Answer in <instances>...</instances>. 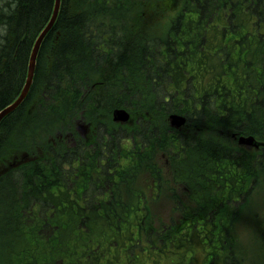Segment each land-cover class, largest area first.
Masks as SVG:
<instances>
[{
  "label": "bare ground",
  "instance_id": "bare-ground-1",
  "mask_svg": "<svg viewBox=\"0 0 264 264\" xmlns=\"http://www.w3.org/2000/svg\"><path fill=\"white\" fill-rule=\"evenodd\" d=\"M96 1L85 0L84 4L80 2L68 10L65 15L67 26L70 25L67 18L80 10L81 15L96 17ZM143 1L145 5L142 12H139L140 9H134L135 19L128 20L127 27L133 30L136 40L139 38L138 34L146 33L160 39L161 44L169 25L165 23V20L153 16L154 12L150 11L153 0ZM181 2L183 1L173 0L172 4L179 5ZM184 2L186 4V0ZM236 2L244 9H247L249 5L247 0H233L227 3L235 6ZM188 10L190 14L204 18L202 12L194 13L190 7ZM63 13L62 0H52L46 18L38 26L32 38L31 49L36 47L33 51L36 54L35 60L31 59V53H29L20 92L14 100L20 96L24 88H27L20 102L27 110L36 100L33 107L40 104L59 111L63 110L68 116L62 121L51 122V124L56 123L58 131L71 125L75 120L71 115L78 113L76 119L86 120V131L79 139H76L77 137L72 139L60 132H51L46 134L39 143L34 144L31 151L15 150L11 153L14 155L11 158L1 154L8 135L3 134L0 148V204L9 205L16 213L17 219L13 224L3 226L4 222L0 219V264H115L116 262L117 264H139L142 258L149 254H155L162 261L164 258L175 256L178 261L174 264H192L191 254L195 247L198 248V244L206 245L208 250L207 254H203L202 249L198 248L202 254L198 256V261L196 259L197 264H242L244 259L236 257L237 248L233 239L235 217L232 220L227 207L225 212L219 209H225L224 202L226 203V196L229 193L238 192L246 183L258 185L260 180L264 183V131L257 130L249 134L252 135L249 139L242 140L240 137L244 127L235 124L217 133L216 140L208 143L207 139H201L200 133L196 129L192 130V127L196 117L201 119L196 118L198 121L205 120L208 123L218 119L219 114L216 116L212 114L214 109L210 106V102L220 101L216 109L221 104L228 106L232 95L237 92L241 96H248L250 80L264 85V56L260 54L252 41L244 40L239 45L235 44L225 30L217 24L216 27L220 31L219 38L212 41L211 49L200 50L206 51L204 53L210 61L220 59L212 65L220 69L222 77L215 80L204 73L198 78L197 89H193L191 94L197 98L207 99L206 104L197 102V111L203 114L200 117L185 113L167 114L164 112L167 107H162L163 111L137 108L132 112L131 104L124 103L127 100L131 101V97L124 99V76L120 74L118 80H113L108 70L103 73L93 70L92 81L81 88L79 102H71L64 106L61 102V93L58 94V100L52 99V94L44 90V78L42 76L39 78V72L36 75L38 67L42 68L45 79L48 73V76L53 78L60 76L63 72L64 67L55 73V67L52 65L55 47L60 37L56 23ZM115 16L120 20L126 19L124 11L117 12ZM53 32L55 33L49 37L48 35ZM100 32L101 29L98 28L94 34L84 37L85 45L88 46L92 39L98 40ZM46 41H48L46 48H42L43 42ZM163 45L160 49H141L142 54L149 57L154 67H156L153 60L155 52L165 56L161 59L162 63L170 58L171 49H162ZM123 47L125 51L133 50L132 47L129 49L127 43ZM97 50L99 52V49ZM20 54L22 56V53ZM38 57L42 63H38ZM142 64L145 65V62ZM190 70V67L186 68L188 73L186 78L190 77L192 81L193 77L197 76ZM31 71L32 75L29 77ZM174 78H183V76L179 74ZM132 82L129 83L130 86ZM243 83L247 86H242ZM160 84L161 82H157L155 86ZM114 85L117 90L115 93L123 98L122 101L118 105L115 104L108 115L95 119L85 118L84 111L88 109L84 102L93 106V100L99 95L101 89ZM167 86L171 96L179 95L176 83L171 82ZM35 95H37L36 99ZM164 97V100L170 102L169 97L166 95ZM81 100H83L82 105H80ZM13 101L1 106L0 114ZM250 102L251 106L246 105L245 111L252 116V119L264 124V103L255 96L250 99ZM200 107H203L208 114L205 115L207 112ZM116 111L129 113L126 119L129 125H122L116 121ZM7 115L1 118L0 122ZM151 129L153 134L149 133ZM114 133L117 135L116 143L114 138L108 141ZM31 136L35 135L31 134ZM99 136L102 140L96 142ZM1 137L2 133H0V139ZM230 138L233 139L231 145H229ZM141 140L149 141L150 144H144ZM114 147H116L118 159L111 162L108 159L107 149ZM211 149L212 151L220 150L221 154L214 156L208 151ZM67 150L72 151L70 160L59 158ZM136 154L149 158L151 161L155 160L161 172L172 180V187L166 191L167 193L165 192L164 200L161 198L163 194L159 190L157 180L147 171H141L139 166L128 164L127 159L130 161ZM195 155H198L204 168L203 180L187 183L185 175H189L183 169L184 159L189 157L195 159ZM55 162L60 163V169L57 165L51 169ZM34 172H42L48 177L46 189L49 192H42V198L44 201H56L57 210L62 209L55 198L59 192H67L70 198H77L81 205H84V199L88 198V206L99 210L110 207V201L107 199L119 197L121 202L117 203L116 207L121 211L118 213L121 214L122 220L131 229V235L119 230L117 232L112 229H95L87 226L75 230L73 216L64 213H60L63 224L59 227L51 218L38 214L32 206H26L24 203H10L8 185H5L4 177L11 175L8 177L9 181H20L19 178L22 177L19 176L28 177ZM56 172H59V177ZM26 187L27 192V189L29 190L27 182ZM182 196L183 199L180 198ZM95 198L105 201H97ZM171 199L177 201L184 216L183 221L177 219L170 211L159 212L160 208H157V205ZM123 203L127 204L126 209L121 210ZM131 205L143 207L150 214V218H146L143 213L134 214L130 209ZM49 208L55 211L56 205L53 204ZM204 218L211 219L212 223L205 225ZM136 235L144 237L146 241L144 248L138 244ZM260 235H264V229ZM178 236L185 238L178 251L164 249V247L159 249L165 240ZM185 254L190 255L186 258ZM213 255L217 258L214 259Z\"/></svg>",
  "mask_w": 264,
  "mask_h": 264
},
{
  "label": "trees",
  "instance_id": "trees-1",
  "mask_svg": "<svg viewBox=\"0 0 264 264\" xmlns=\"http://www.w3.org/2000/svg\"><path fill=\"white\" fill-rule=\"evenodd\" d=\"M51 1L0 0V107L13 101L20 92L26 58L31 51L33 35L46 18ZM182 1L168 18L169 21H165L169 25V29L165 39L160 44V39L146 33L138 34L139 38L136 40L133 30L127 27L128 20L135 19L133 10L140 9L139 12H142L141 10L145 5L143 0H97L95 2L96 17L81 15L80 10V12H75L67 18V22L70 23L68 26L65 22L66 12L72 9L75 4L80 2L84 4L85 0H62L64 13L58 17L56 23L60 37L55 47L52 65L55 67V73L59 69L64 68L60 76L50 78L48 73L46 79L42 68L39 69L38 67L36 69V75L39 72V78L40 76L44 78V90L51 93L52 99L55 100H58V94L61 93V102L64 106L71 102L78 103L81 88L93 79V70H97L100 73L108 70L112 74L113 80H118V75L120 74L124 76V99L131 97V101L127 100L124 103L131 104L132 112L137 108H146L147 110L160 109L163 111L162 107H167L166 111H164L167 114L185 113L200 117L203 114L201 111H197V102L206 104L207 99L197 98L191 94L193 89H197L196 82L198 83V78L204 73H207L211 79L215 80H219L222 77L220 69L212 65V63H217L220 59L210 61L204 53L206 51L203 50L202 52L200 49H211L213 47L212 41L215 38H219L220 31L216 27L219 24L225 30V33L233 39L235 44L239 45L244 40L252 41L259 49L260 54L264 56V0H247L249 4L247 9H244L237 2L235 6L227 3L233 0H186L188 6L184 0ZM154 3L156 1L153 0ZM153 4L150 11L154 10ZM188 7L194 13L202 12L204 18L201 19L195 14H190ZM250 9H252V12H250ZM119 11L126 13L125 20H120L115 16ZM98 28L101 29L100 38L96 41L92 39L86 46L83 42L84 37L94 34ZM54 33H50L48 36L50 37ZM47 42H43L42 48H46ZM126 43L129 44V49L132 47L133 50L125 51L123 46ZM162 45V49H171L170 58L167 62L162 63L161 59L165 56L162 53L155 52L153 60L156 63V67H154L149 57L146 54H142L141 49H160ZM97 49H99V52ZM20 53H22V56ZM144 62L145 65L142 64ZM38 63H42L40 57H38ZM188 67L197 76L193 77L192 81L190 77L186 78L188 75L186 68ZM179 74L183 78L175 79L174 77ZM131 81L133 82L130 86L129 83ZM157 82H161V84L155 86ZM171 82L177 85L179 93L177 97L171 96V93L167 91V85ZM243 85L247 86L246 83H243ZM116 91V85L103 87L99 95L93 100V106L84 102L88 109L84 111L85 118L94 119V112L102 103L108 107L110 106L109 108L111 109L115 104L118 105L123 98L118 96L115 93ZM164 95L169 97L170 102L164 100ZM254 96L260 98V101L264 103V85L253 83L250 80L248 96H241L237 92L232 95L228 106L221 104L218 109L216 108L220 101L210 102V106L214 109L212 114L215 116L219 114L217 116L218 119L213 120V122H222L224 124L223 127L226 128L227 126L238 124L244 127L243 134L245 135L252 134L257 130L264 131V124L252 119V116L245 111V106L250 105V99ZM152 97H154L153 100L149 101ZM82 102L83 100H81L80 105H82ZM44 108L54 110L56 118L52 121H62L68 116L64 114L63 110L59 111L48 106H44ZM103 109L105 112L99 114L101 116L108 115L110 111ZM200 109H203V107H200ZM203 110L206 111L205 109ZM77 114H75L76 117ZM207 114L208 112L205 115ZM27 115L28 112L25 105L20 104L12 113L2 119L0 122V133H2L0 148L3 134H9L15 125L23 123L25 121L24 117ZM71 117L73 118V116ZM203 118L205 117L203 116ZM126 125H129V123ZM72 127L73 125H69L64 129L63 133L71 131ZM149 131L150 134H153L152 129ZM92 138L96 137L92 136ZM112 138H114V143H116L117 135L115 133L108 141H111ZM99 140H102L100 136L97 137L96 142ZM141 142L150 144L149 141L141 140ZM207 142L212 143L211 141ZM116 147L107 149L108 159L111 162H115L118 159ZM208 151L213 153L214 156L221 154L220 150L212 151L211 149ZM71 157L72 151L70 150L59 156V158L65 160H70ZM145 160H149V158H143L136 154L132 156L130 162L131 165L139 166L140 169L145 170L147 165ZM56 165L60 169L59 162H55L51 169H54ZM59 172H56L58 174L57 177H59ZM150 176L157 180L159 188L161 186L165 187L168 182V177L161 172L158 165L154 167ZM8 177H11V175L4 177V183L7 186L9 182L7 187L10 203H24L26 206H32L37 210L38 214L51 218L59 227L63 224L60 213H64L73 216L75 230L87 226L95 229L107 228L117 232L119 230L130 235L132 233L131 229L122 220L121 214L118 213L121 212L116 207V204L121 202L119 197L115 196L113 199H107L110 201V207L99 210L96 207L88 206V198H85L84 205H81L77 198H70L67 192V194L59 192L55 198L62 206V209L57 210L56 201H44L42 198V192H49L46 189V184H48L49 180L44 173L34 172L29 174L28 177L21 175L19 177L22 178H19L20 181L16 180L17 182L9 181ZM26 182L29 186L27 192L25 190L27 188ZM10 185L19 186L23 196H18L14 189L15 186L11 188ZM6 186L3 187L5 188ZM236 193L239 194L240 191ZM95 199L97 201H105L100 198ZM53 204L56 205L55 211L49 208ZM126 205V203H123L121 210L126 209ZM176 207L179 214H182L178 205ZM130 209L134 214L143 213L146 218H150V214L140 205H131ZM0 219L4 222L2 226L9 225L16 221L17 216L9 205L0 204ZM135 238L138 244L144 248L146 244L144 237L136 235ZM171 240L178 244L185 238L183 236L168 238L159 246V249L165 247Z\"/></svg>",
  "mask_w": 264,
  "mask_h": 264
},
{
  "label": "rangeland",
  "instance_id": "rangeland-1",
  "mask_svg": "<svg viewBox=\"0 0 264 264\" xmlns=\"http://www.w3.org/2000/svg\"><path fill=\"white\" fill-rule=\"evenodd\" d=\"M154 1H156V3L153 4V8H154L153 10L154 13H152L153 16L168 22L169 21L168 18L173 14L174 9L176 8L177 5L172 4L173 0H154ZM36 98L37 95H35V99ZM36 102L37 100L34 101V103L30 106L29 110L32 109L31 111L27 110L28 115L24 117L25 121L23 123L21 122L18 125H15V127L12 128L9 134L6 136L4 141V146L1 149L2 155L11 158V156H14L11 153L15 150L31 151L32 149L31 147L34 144L39 143L43 138L46 137V134H50L51 132L53 133L60 132L64 135L63 133L64 130L58 131L57 127L55 126L56 123L51 124V121L54 118H56L55 117L56 114L54 113V110L44 108L45 105H40V104H38L37 107H33ZM109 107L104 103H102V105H99L96 111L94 112V119L100 117L102 112L103 113L105 112L103 108L110 111L111 108ZM71 116L75 118V120L71 124L73 125L72 130L73 129L75 130L77 124L79 123L86 124L85 119L82 118L76 119L75 114ZM198 120L196 118L194 119L195 123H193L192 130L196 129L201 135L200 138L207 139V141L214 142L216 140L215 138L216 134L226 128L223 127L224 124L222 122L208 123V121L205 120L204 121H198ZM31 134H34L35 136L34 137L31 136ZM76 134L78 135V137ZM83 134L84 133L81 132H75L73 136L74 138L77 137L76 139H79ZM231 142H233V139L230 138L229 145H231ZM127 162L129 165H131L128 159ZM145 162L147 163L145 170L141 169V171L143 172L147 171V173L150 175V173L154 170V167H156L157 162L155 160L152 161L145 160ZM183 169L184 172L189 175V176L185 175L187 183H190L191 181L194 180L198 182H201L203 180L202 172H204V168L202 166V162L200 161V159H198V155H195V159L193 157L185 158ZM180 175L183 176V174ZM7 185L9 186V182ZM13 186H15L14 189L17 192V195L22 197L23 193L19 188V186L10 185L11 188H13ZM171 187H172V180L171 182H169L168 185H165V187L161 186V188L159 189L163 194L161 195V198L163 200L165 199V192L169 190ZM263 188H264V183L261 180L258 185H254L248 182L241 189L238 190L240 191L239 194H237L236 191L232 192V194L229 193L226 196L227 197L226 203L224 202L225 209L224 208L219 209V211L225 212L227 207L228 213L232 215V220L233 217H235L233 233L235 231L236 222L238 220H242L244 223L249 225L256 234L257 237L256 241L249 249L246 250L240 249L235 244V247L237 248L236 257L239 259H244L242 264H264V235L263 236H261L262 234L260 235V232L262 231V229H264V198L257 199L256 196L258 191H262ZM180 198L183 199V196ZM229 198L231 200H229ZM176 204L177 201L175 202V199H171L159 203L157 205V208H160L159 212L161 213L170 211L172 215H174L176 218H179L180 215L178 214L179 211L176 207ZM204 221H205L204 223L205 225H210L212 223L211 219L204 218ZM184 241L185 240H182L180 243L177 244L176 242L171 240L170 242L167 243L164 249L166 248L172 251H178L180 245L183 244ZM198 248L202 249L203 254H207L208 247L206 245L198 244ZM198 248L195 247L192 251L191 254V256H193L192 264H195L198 256L202 254ZM161 249L163 248H160V250ZM189 255L190 254H185V257L188 258ZM213 258L216 259L217 256L213 255ZM177 261L178 259L175 256L170 258H164V261H162V259L160 257L155 256V254L154 255L149 254L143 257L139 264H174ZM115 264H117V262Z\"/></svg>",
  "mask_w": 264,
  "mask_h": 264
},
{
  "label": "clouds",
  "instance_id": "clouds-1",
  "mask_svg": "<svg viewBox=\"0 0 264 264\" xmlns=\"http://www.w3.org/2000/svg\"><path fill=\"white\" fill-rule=\"evenodd\" d=\"M257 199L264 198V191H258ZM256 234L253 229L242 220L236 222L233 239L236 246L240 249H249L256 241Z\"/></svg>",
  "mask_w": 264,
  "mask_h": 264
},
{
  "label": "water",
  "instance_id": "water-1",
  "mask_svg": "<svg viewBox=\"0 0 264 264\" xmlns=\"http://www.w3.org/2000/svg\"><path fill=\"white\" fill-rule=\"evenodd\" d=\"M36 50V47H34V49H32L31 50V59L33 58L34 60H35V56H36V54H34L33 53V51H35ZM32 71H33V69H32ZM32 71L29 73V77H31V75H32ZM26 90H27V88H24V90L22 91V93L20 94V96L16 99V100H14L13 102H12V104L8 107V108H6L1 114H0V120H1V118H3L5 115H7L8 113H10L11 111H13L19 104H20V102H21V100L23 99V97L25 96V94H26ZM117 112V111H116ZM172 115V117H175V115H173V114H171ZM128 116H129V113H125V112H123V111H119V112H117L116 113V121H126V119L128 118ZM242 140H247V139H249L250 137H243V136H241L240 137Z\"/></svg>",
  "mask_w": 264,
  "mask_h": 264
}]
</instances>
